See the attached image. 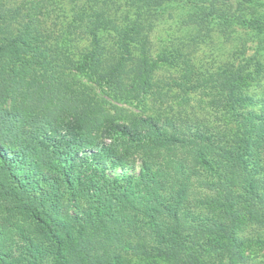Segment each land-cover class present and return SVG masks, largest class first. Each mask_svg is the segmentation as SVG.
Masks as SVG:
<instances>
[{
  "label": "trees",
  "instance_id": "trees-1",
  "mask_svg": "<svg viewBox=\"0 0 264 264\" xmlns=\"http://www.w3.org/2000/svg\"><path fill=\"white\" fill-rule=\"evenodd\" d=\"M263 81L264 0H0V264H264Z\"/></svg>",
  "mask_w": 264,
  "mask_h": 264
},
{
  "label": "rangeland",
  "instance_id": "rangeland-1",
  "mask_svg": "<svg viewBox=\"0 0 264 264\" xmlns=\"http://www.w3.org/2000/svg\"><path fill=\"white\" fill-rule=\"evenodd\" d=\"M174 11V10H172ZM175 12V11H174ZM162 32V30H160ZM160 37H163L165 33H160ZM160 37L155 36L154 41L155 45H159L160 42ZM82 42L79 41L78 45L81 44ZM222 54H215V59L216 62H220L223 58L228 59L231 53L233 52V46L230 44H226L222 47L221 49ZM74 52H77V49L74 48ZM251 50H248L247 53L249 54ZM228 57V58H227ZM197 58L201 59V61L207 62L208 60L211 61L212 63V56L211 55H206L199 53ZM214 61V60H213ZM210 63V62H209ZM171 73L165 69H161L157 71L156 73V81L158 84V87L162 88V90H166L168 87L165 85L166 82L171 83ZM79 79V78H78ZM80 83H83L85 85L90 86L91 88H94V92L98 95L97 99L98 102H100L107 110L110 112H115V107L118 108V113H123L128 115L129 113L133 114H156L158 116L160 115H172V112H178L183 115H199V116H204V117H212L210 116V112L212 110L209 108L207 99L202 95L201 92L196 91V92H186V93H180L179 89L177 87H171L170 90L168 91L167 97L161 99L160 97L157 96H148L142 98V101H137L136 99H133L131 96L126 97L125 99H119V100H113L109 98L108 96L101 94V91L98 87L93 86L91 82L86 80L85 78H80L79 79ZM255 88V93L257 95H262L264 96V81L261 83V85L253 86ZM131 117V116H129ZM132 158L135 159L134 161V167L128 166L126 169L128 171H134L136 172L138 170V167L140 165V155L139 154H132ZM122 171L120 167L116 168L114 172H120ZM253 250H247L251 257H253L254 261H257L258 256L260 255V249L257 247L252 248ZM170 264L169 262L160 259V258H146V259H141L139 257H130V259H126V264Z\"/></svg>",
  "mask_w": 264,
  "mask_h": 264
}]
</instances>
